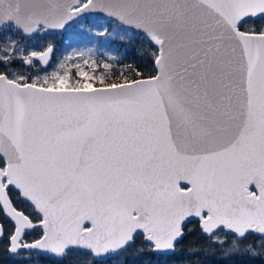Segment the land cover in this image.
<instances>
[{
    "label": "snow or ice",
    "instance_id": "1",
    "mask_svg": "<svg viewBox=\"0 0 264 264\" xmlns=\"http://www.w3.org/2000/svg\"><path fill=\"white\" fill-rule=\"evenodd\" d=\"M86 12L141 30L158 46L154 74L114 79L110 63L98 74L91 49L43 77L7 70L13 53L34 67L54 51H24L10 33L63 29ZM258 20L264 0H0L7 251L103 258L142 236L170 256L194 220L215 244L232 236V251L255 254L245 242L256 236L264 250V25L243 28ZM13 192L37 213L39 239H24L37 223Z\"/></svg>",
    "mask_w": 264,
    "mask_h": 264
},
{
    "label": "trees",
    "instance_id": "2",
    "mask_svg": "<svg viewBox=\"0 0 264 264\" xmlns=\"http://www.w3.org/2000/svg\"><path fill=\"white\" fill-rule=\"evenodd\" d=\"M76 22L64 33H50L44 28L32 37L19 33H10L11 39L18 41L17 47L24 51L43 50L49 44L55 46V55L47 69L39 65L36 69L22 65L19 60L20 52L13 53L17 61L7 69L9 72L24 74L31 78L50 75L52 71H62L59 64L65 62V57L72 56V48L78 38L92 39L97 45L103 44L107 52L92 53L91 57L97 61L99 74L104 63L112 64V78L118 79L122 75L133 78L137 72L144 77L154 74L155 65L153 53L157 47L144 34L136 33L113 19L99 16H87ZM264 21L249 22L243 28H259ZM242 28V30H243ZM2 41V37H0ZM76 59V58H74ZM76 62H79L76 59ZM37 66V65H36ZM74 71V70H73ZM139 78V77H137ZM14 205L29 215L37 227L25 232L24 239L32 242L42 236V227L38 224V215L33 207L25 200H16V193H11ZM0 223L4 225V236L0 238V264H264V250L259 247L258 238L250 236L245 243L254 246L255 254L244 251L231 250L232 236H227L228 243L223 246L211 242L199 229L194 220L188 225L185 239L177 246V251L170 256H162L148 250V245L142 236L137 237L136 245L127 252H120L104 260H96L93 255L82 250H73L67 256L58 258L54 255L45 256L40 253L23 251L13 256L7 251L8 235L13 230V224L0 212ZM221 238L225 232L219 233ZM196 250V255L192 250Z\"/></svg>",
    "mask_w": 264,
    "mask_h": 264
},
{
    "label": "water",
    "instance_id": "3",
    "mask_svg": "<svg viewBox=\"0 0 264 264\" xmlns=\"http://www.w3.org/2000/svg\"><path fill=\"white\" fill-rule=\"evenodd\" d=\"M89 15H95V16H99V17H107V18H111V19L117 21L118 23L122 24L121 22H119L118 20H116V19L113 18V17L108 16V14H107V13H104V12H86V13H83V14H82V17L89 16ZM79 19H80V18H77V20H79ZM77 20L70 21V22H69V25H66L65 28H63V29H49V28H45V29L47 30V32H52V33H63V32H65V31H67L72 25H74V24L77 22ZM122 25L125 26V27H127V28H129L130 30H132V31H134V32H136V33L143 34V32H142L141 30H139V29H135V28H133L132 26H129V25H124V24H122ZM35 34H36V33L32 34L31 36H33V35H35ZM25 36H27V35H25ZM27 37H30V36H27ZM53 47H54V46H53ZM54 53H55V47H54V51H53L52 57H51V59H50V62H49V64H48L47 66H45V65H43L42 63H39V62H37V63H39V64L41 65L42 68H48L49 65L51 64L53 58H54ZM27 66H29V65H27ZM183 184H184V182H181V186H182ZM28 203L30 204V202H28ZM30 205H31V204H30ZM8 220H10V219H8ZM10 221H11V220H10ZM11 222L14 223L13 221H11ZM78 250H80V249H78ZM26 251L29 252V250H26ZM82 251L87 252L86 250H82ZM30 252H38V253H44V254H46V255H52V254H49V253H45V252H41V251H36V250H32V251H30ZM111 256H112V254H110L109 256L103 257V258H97V257H95V256H94V257H95V259L103 260V259L109 258V257H111Z\"/></svg>",
    "mask_w": 264,
    "mask_h": 264
},
{
    "label": "rangeland",
    "instance_id": "4",
    "mask_svg": "<svg viewBox=\"0 0 264 264\" xmlns=\"http://www.w3.org/2000/svg\"><path fill=\"white\" fill-rule=\"evenodd\" d=\"M89 49H91V54L92 53L96 54V53H104V52H107V47L104 45V43L97 45L95 43V41H93L90 38H88V39L78 38L75 41V43H74V47L72 48L71 53L81 52V51L88 52ZM38 65H39L38 63H35V66L34 67L33 66H28V67L29 68L30 67H33L34 69H36L38 67ZM43 255H46V254L43 253Z\"/></svg>",
    "mask_w": 264,
    "mask_h": 264
}]
</instances>
